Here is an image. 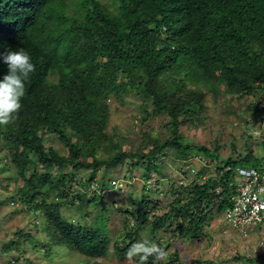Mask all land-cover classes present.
<instances>
[{"label":"trees","instance_id":"1","mask_svg":"<svg viewBox=\"0 0 264 264\" xmlns=\"http://www.w3.org/2000/svg\"><path fill=\"white\" fill-rule=\"evenodd\" d=\"M110 2L111 7L101 0H0V52L23 48L35 66L26 81L16 119L0 125V145L1 140L9 144L25 177L24 186L11 198L44 216V232L55 236L59 244L93 258L104 257L110 251L111 237L106 222L101 223L105 218L100 216L99 222L92 225L85 222L87 218L68 217L61 210L65 201L59 197L72 189L69 185L64 189L66 176L54 179L35 170L29 172L31 156L38 153L48 165L92 168L93 176L85 180L86 188L74 192L78 199H72L73 205L83 202L91 188L89 200L102 203L103 194L115 188L112 182L116 181L108 178V171L118 168L127 156L115 140L117 134L109 131L110 102L115 98L126 100L125 95L130 93L141 97L145 112L170 117L174 138L163 143L154 139L131 165L141 169L146 184L142 194L133 199L137 209L127 210L126 214H131L126 220L131 228L128 238L135 242L143 225L153 232L163 221L168 225L171 216L180 220L188 215L189 224L178 221V230L184 231L189 240L200 241L215 215L208 207L213 201L218 204L214 208L223 212L229 189L222 182L223 190L216 194L213 176L203 182H177L180 174L186 175L185 163L196 152L216 161L225 157L219 150L221 145L218 148L184 142L178 126L180 117L200 116L205 108V93L199 86L190 88L189 83L202 81L213 90L223 84L230 92L252 96L264 86V0ZM182 70L183 76L178 77ZM6 72L7 66L0 63V77ZM122 86L136 90L124 94ZM248 108L253 114L244 120L245 145L235 151V157L226 156L228 164L246 161L252 165V158L262 160L264 155V129L261 135L254 131L255 125L264 120L260 117L263 113L255 104ZM43 125L69 139L67 130L71 129L83 144L70 141L69 159L51 157L40 137ZM99 136L106 141L100 143ZM83 147L94 158L100 151L113 149L117 153L102 161L80 162L78 154ZM166 147H172L175 158H179L175 175H162L159 169L158 164L164 163L167 154L159 152ZM101 166L105 170L97 181ZM154 172L157 178L149 183ZM131 177L122 181L124 188L132 184ZM164 182L173 195L169 209L159 205L161 199H155V192ZM52 192L61 194L49 200ZM11 247L18 246L5 244L2 249ZM153 258L147 262L152 263Z\"/></svg>","mask_w":264,"mask_h":264},{"label":"rangeland","instance_id":"2","mask_svg":"<svg viewBox=\"0 0 264 264\" xmlns=\"http://www.w3.org/2000/svg\"><path fill=\"white\" fill-rule=\"evenodd\" d=\"M101 1L103 4L112 6L111 0ZM184 72V70L179 72L178 77H182ZM205 84L202 81L189 83L190 88L199 86L205 93V108L200 116L188 114L180 117L178 121L179 131L184 142L207 147L221 145L222 148L221 146L218 148L225 157H235V151L241 149L246 141L243 133L244 120L249 119L253 114L248 105L255 104L259 95L258 93L256 96L233 93L223 84H219L218 89L213 90L207 88ZM125 89L124 94L134 93L136 90L134 87L122 86L120 91ZM125 98L126 100L115 98L110 102L109 131L117 134L115 140L119 141L118 144L127 156L124 163L118 168L108 171V178L115 180L116 183L114 184L112 180L115 188H111L107 190L109 192L103 194L102 203L98 204L89 200L91 193H93L91 188L88 189V197L83 202L77 201L73 205L72 199L77 196L74 192L86 188L85 180L93 176L90 167L75 168L72 165L60 167L56 163L48 165L39 159L38 153L31 156V163L27 167L31 173L35 170L40 174L51 175L54 179L59 175L66 176L64 189L69 185L72 186L71 191L66 190L64 194L52 192L49 200L51 197L61 194L59 197L65 201L61 210L68 217L80 218L81 220L87 218L85 222L87 221L92 225L99 222L100 216L105 218V221L102 219L101 223L106 222L111 237L109 254L104 257H86L75 249L71 250L67 246L59 244L55 236L44 232V227L47 225L44 222V216L40 215L39 212L30 211L21 202L13 201L11 197L24 186L23 178L25 177L22 176V171L17 167L16 159L11 153L12 149L9 148V144L1 140L0 264H140L138 257L127 255L129 247L134 242L128 238L131 228L127 225L126 220L131 218V214L126 213L127 210L137 209L138 203H135L133 199L142 194L146 183L141 169L136 167L133 169L131 165L138 161L136 155L145 149L147 151V147L151 146L154 139L158 143H163L168 138H174V134H172V124H170L168 115L148 114L142 108L144 102L141 97L131 93L126 94ZM39 133L43 140V147L51 157L61 156L62 159H69V155L72 154L70 141L76 142L79 146L83 144V139L79 138L78 134L71 129H68L67 133L72 140L60 136L45 125L40 128ZM99 140L100 143L106 141L103 136H99ZM167 148H163L159 152H167L163 158L164 163L158 164L159 169L163 172L162 175H175L176 168L179 166V158H175L172 147ZM116 153L117 151L113 149L110 152L100 151L97 158H94L83 147V151L78 154V159L80 162L87 163L90 161L92 163L102 161L104 157L110 158ZM18 156L22 157V152H19ZM104 170L101 166L96 175L97 181H100ZM201 170L204 171V168ZM128 176H132V184L124 188L122 181L127 180ZM156 178L157 174L154 172L149 183H154ZM80 180L81 185L77 183ZM94 186H97L96 183ZM167 186V183L164 182L160 185L161 190L157 194L155 192V199H161L159 205L161 204L164 209L168 208V204L173 201L172 191ZM76 199L78 198L76 197ZM69 203L72 205L69 206ZM212 203L213 205H210L208 209H212V212L214 210L215 215L212 216L210 224L205 228L203 238L200 241L189 240L184 231L178 230L180 224L178 221L189 224L188 215H182L180 220L171 216L168 225L163 221L153 232H148L146 225L141 226L135 242L147 238L164 250L162 257L153 258L152 263H148L147 260L144 264H264V248H261L262 251L259 252L254 248L258 240L256 234L264 233H260L257 228H252L253 235L249 240L243 233H239L235 228L227 225L223 213L214 208L218 204L213 201ZM152 215L153 212L151 211L150 216ZM260 228L264 230L262 226ZM5 244L7 246L17 244L18 247L3 250L2 247Z\"/></svg>","mask_w":264,"mask_h":264},{"label":"built area","instance_id":"3","mask_svg":"<svg viewBox=\"0 0 264 264\" xmlns=\"http://www.w3.org/2000/svg\"><path fill=\"white\" fill-rule=\"evenodd\" d=\"M258 95L255 104L261 109L260 113H263L260 117L264 118V86L259 90ZM259 123H261L260 129L257 128ZM259 123L255 125L254 131L261 135L264 120L261 119ZM226 158L220 157L219 161H216L210 155L196 152L185 163L186 175L180 174L177 182L180 185L191 184L194 180L203 182L213 176L218 181L216 194L221 193L223 187L220 183L225 182L229 193L228 204L222 212L224 220L227 225L251 240L252 228L264 233L260 228L262 226L264 229V155L261 157L262 160L252 158V165L246 161L228 164ZM202 168L204 171L201 170ZM256 236L258 240L254 248L259 252L264 248V234H256Z\"/></svg>","mask_w":264,"mask_h":264},{"label":"clouds","instance_id":"4","mask_svg":"<svg viewBox=\"0 0 264 264\" xmlns=\"http://www.w3.org/2000/svg\"><path fill=\"white\" fill-rule=\"evenodd\" d=\"M0 63L7 66V72L0 77V125H7L14 122L21 109L25 84L35 66L31 55L23 48L0 52ZM127 255L138 257L140 264H144L149 257H162L164 250L154 241L145 238L132 243Z\"/></svg>","mask_w":264,"mask_h":264},{"label":"water","instance_id":"5","mask_svg":"<svg viewBox=\"0 0 264 264\" xmlns=\"http://www.w3.org/2000/svg\"><path fill=\"white\" fill-rule=\"evenodd\" d=\"M213 183H214V185H218V181L216 180V179H213Z\"/></svg>","mask_w":264,"mask_h":264}]
</instances>
